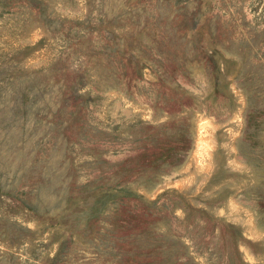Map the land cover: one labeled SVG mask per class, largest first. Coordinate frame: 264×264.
<instances>
[{
  "label": "rangeland",
  "instance_id": "rangeland-1",
  "mask_svg": "<svg viewBox=\"0 0 264 264\" xmlns=\"http://www.w3.org/2000/svg\"><path fill=\"white\" fill-rule=\"evenodd\" d=\"M0 264H264V0H0Z\"/></svg>",
  "mask_w": 264,
  "mask_h": 264
}]
</instances>
